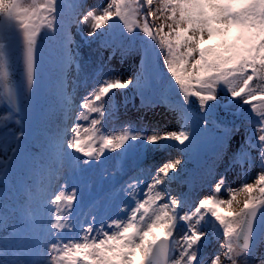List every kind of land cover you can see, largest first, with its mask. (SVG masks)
<instances>
[{
	"label": "snow or ice",
	"instance_id": "snow-or-ice-1",
	"mask_svg": "<svg viewBox=\"0 0 264 264\" xmlns=\"http://www.w3.org/2000/svg\"><path fill=\"white\" fill-rule=\"evenodd\" d=\"M64 10V0H0V102L19 126L9 133L14 146L0 158V182L7 186L18 171L39 167L29 143L41 133L46 74L57 105L79 113L70 128L43 133L46 152L75 162L70 192L53 197L24 186L23 203L0 197V228L7 233L0 237V264H134L137 252L141 264H264V254H257L264 245V0H104L76 19L78 30L86 28L79 41L65 27ZM212 40L219 42L203 46ZM84 44L96 45L90 54L99 57L102 75L86 78L85 94L74 105L65 78L75 65V93ZM114 61L135 67L121 70ZM118 97L123 101L117 103ZM137 97L141 117L169 105L182 126L107 128L119 108L136 107ZM237 135L242 141L235 148ZM209 148L217 161L239 165L245 176L254 166L260 171L238 187L221 175L208 195L189 206L183 194L170 191L183 161L169 158L155 167L149 183L140 174L129 177L120 188L130 198L123 207L87 210V177L109 159L106 150H122L140 168L153 151L179 149L187 156ZM137 185H143L139 194ZM209 226L222 242L206 255ZM157 227L163 237L149 239Z\"/></svg>",
	"mask_w": 264,
	"mask_h": 264
},
{
	"label": "rangeland",
	"instance_id": "rangeland-1",
	"mask_svg": "<svg viewBox=\"0 0 264 264\" xmlns=\"http://www.w3.org/2000/svg\"><path fill=\"white\" fill-rule=\"evenodd\" d=\"M25 2H30V0H25ZM104 3V0H76L75 5L77 7L75 9L69 8L68 10L73 13L74 15L77 16V18H82V14L87 11L92 9L94 6L101 5ZM155 6V5H154ZM76 18V19H77ZM76 21V20H75ZM73 22L71 24V32L73 34V38L77 41L81 40V31L86 32V28L84 26H81L80 30H78L76 22ZM162 21H156L157 24H160ZM167 30V29H166ZM219 42L218 40H212V43L215 44ZM46 47H50L49 45H46ZM96 50V45H92L91 47L87 44H84L81 46L80 49V58H81V64H82V69L79 72V77H80V83L86 78V76L90 75L91 73L101 74L102 73V68L100 65L99 57H93L90 53L95 52ZM95 59V63H94ZM116 63H119L115 61ZM72 67L70 68V73H69V78L66 83L67 86V91L70 89V77H72ZM78 73H76L77 77ZM100 76V75H99ZM48 78V74H46L45 79ZM47 85H45V88L42 92V95L45 94ZM73 91V89H72ZM178 96V94H177ZM123 101L122 97H118L117 103H120ZM78 102L74 103L77 104ZM136 106L139 107V97L136 98L135 100ZM193 110L198 111V108L196 105H193ZM69 111H66L65 109H62L61 107H58L57 110L54 113V118L52 121L51 125V133H55L59 130H62L65 126L71 127L73 123L70 122V114H68ZM177 115H180L178 111H176ZM219 116H223L224 113L222 110H218ZM90 118L95 116V114H89ZM77 122V120H76ZM111 122V121H110ZM109 122V123H110ZM183 122V121H182ZM79 123L82 124H87L86 121H79ZM109 123L107 124V128H109ZM137 127H142L140 125H137ZM0 151L3 149V145H5L7 142H10V135L9 133L11 132L12 128L16 129V132L18 131L19 126L15 123V120L12 117V113L9 111V109L5 106L3 102H0ZM144 128V127H143ZM110 129H113L115 131V127H110ZM3 131H6L7 138H5V134H1ZM239 140L240 143L242 141V138L240 135H237L233 137L232 139V144L235 148H238L239 145H235V141ZM12 142V140H11ZM179 151V149H175ZM163 151V150H161ZM179 156L183 161L182 164V169L183 171L180 173V178L177 179L176 181H173L171 185L173 184H180L179 190H177L176 194H187L188 196V205L189 206H194L195 202L198 201L199 198H202L203 196L208 195L216 180L221 176H225L227 179V176L229 175V172L232 171V173L235 174L236 180L238 182V186H240L245 180L247 182H253L254 179L256 178L258 172L260 169L258 167H253L249 172L248 175H244V170L240 168L239 165L235 167H227L226 162L224 161H217L215 157H212V150L206 149L204 151H201L199 153H194L190 155H182L179 152ZM119 155V150L111 152L109 154V159L105 160L102 165L96 164L93 167V171L89 174L87 177V201L89 203L88 211H108L110 212V207L108 206V201L115 196H117L116 191H111L109 189V185L111 183L112 179H119L117 177V174L119 173V167L117 163V156ZM253 156L257 158L258 162V153L256 151H253L252 153ZM103 160V158H101ZM207 162L210 166V163H215L213 168L210 169V172L206 170V172L203 171L202 166L203 164ZM198 164V165H197ZM128 165H135V164H129ZM197 167V174L202 175L197 176V188L191 186L186 182L185 178L187 177V174L189 173L188 171L192 167ZM75 167V162L70 159L67 156H60V157H55L54 160H51L49 165L46 168V179L44 180V183L42 185V194L46 196H55L58 191L64 190L67 192H70L71 190V181L68 180V177H70L73 174V169ZM246 167V166H245ZM118 171V172H117ZM61 172V173H60ZM63 174L62 175V181L58 182L55 184V188L51 183H54L56 181L58 174ZM60 186H64L62 188H59ZM126 186V185H125ZM139 194V191H138ZM222 197H225V194L222 192L220 194ZM198 197V199H197ZM226 198V197H225ZM245 198L243 193H240V195L237 196V200L242 201ZM235 207V204L233 205ZM224 208V207H221ZM227 209V208H225ZM229 210V209H227ZM230 211V210H229ZM113 212V211H111ZM179 230V229H178ZM163 229L160 228L158 236L162 234ZM164 232V231H163ZM209 237H210V243L205 245V254H209L214 252L213 248L210 247L211 244H216L222 242L221 238L216 234L215 228L209 226ZM218 248H216L217 250ZM257 254H264V245L259 246L257 250ZM143 260V256H139ZM134 264H141V261L135 262Z\"/></svg>",
	"mask_w": 264,
	"mask_h": 264
},
{
	"label": "bare ground",
	"instance_id": "bare-ground-1",
	"mask_svg": "<svg viewBox=\"0 0 264 264\" xmlns=\"http://www.w3.org/2000/svg\"><path fill=\"white\" fill-rule=\"evenodd\" d=\"M135 62L136 63L139 62L138 58H136ZM114 65L121 70H128L129 72H131L132 69L135 67V64H131L130 61H125L123 65H121L120 63H116L114 61ZM74 68L76 72L77 69L75 65ZM88 76H86V78ZM86 78L81 82V86L76 89L75 94L73 95V101L79 102L80 97L83 94H85L86 86H87ZM161 106L163 105H159L158 107L153 109L152 112L145 113L141 117L139 107L138 106L133 107L132 103H129L128 108L126 110L124 108L118 110L116 115L117 117L116 120L112 119L111 120L112 122L109 123V127L112 126L115 127V131L118 132L122 126L130 123L135 124V122L137 123V125L145 127L147 131H151L154 128L176 130L180 126H182L183 122L182 119L180 118V115L176 114V117H173L172 116L174 114L173 110ZM169 110L171 111V114H166L168 113ZM76 117L77 115L75 114L72 117V121H75ZM239 143L240 141L236 140L234 144L239 145ZM179 152L180 151H177L175 149L171 150L170 152H165L161 150L153 151L151 158L147 160L140 168H138L137 170H133L131 174L127 177V179H129L130 176H135L137 174H140L144 178V183L145 184L149 183L151 181L152 175L154 174L155 167L158 164L165 162L169 158H177V157L180 158ZM179 167L182 166H178V168ZM227 183L230 184L232 187H238V182L236 180L235 174L232 173V171H230L229 175L227 176ZM180 184L181 183L170 185V191L172 192V194H176L177 190H179L180 188ZM142 190H143V185H137L135 191L138 193V191L141 192ZM128 202H130V198L127 196L126 193H122V195L115 197L109 201L110 210L114 212L116 210L117 204L123 207V205ZM159 230L160 228L157 227L156 229L153 230V233L150 236H156L159 233ZM212 247L213 250L219 248V243L213 244Z\"/></svg>",
	"mask_w": 264,
	"mask_h": 264
},
{
	"label": "trees",
	"instance_id": "trees-1",
	"mask_svg": "<svg viewBox=\"0 0 264 264\" xmlns=\"http://www.w3.org/2000/svg\"><path fill=\"white\" fill-rule=\"evenodd\" d=\"M48 129V119H44L42 120L41 123V133L37 134L35 139H34V143L38 145H45L47 143V138L46 136L43 134L44 132H47ZM41 146V147H43ZM18 187V181L16 180H12L11 185L6 187V188H2L0 189V195L1 197H6L8 200H15L16 204H20V202H18L16 200V198H14V190ZM22 195L20 194L21 200L24 201L26 199V193L23 190ZM7 233L4 231L3 228H0V237L6 235Z\"/></svg>",
	"mask_w": 264,
	"mask_h": 264
}]
</instances>
